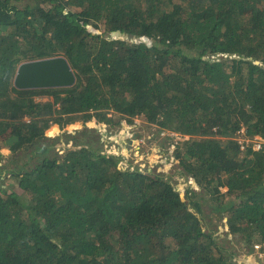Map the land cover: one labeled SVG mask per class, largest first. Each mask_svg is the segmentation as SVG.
Listing matches in <instances>:
<instances>
[{
    "label": "trees",
    "instance_id": "16d2710c",
    "mask_svg": "<svg viewBox=\"0 0 264 264\" xmlns=\"http://www.w3.org/2000/svg\"><path fill=\"white\" fill-rule=\"evenodd\" d=\"M58 54L73 85L14 84L20 62ZM137 118L145 149L186 135L175 172L122 151L138 133L112 128ZM256 135L264 0H0V264H264L246 259L264 242Z\"/></svg>",
    "mask_w": 264,
    "mask_h": 264
},
{
    "label": "water",
    "instance_id": "95a60500",
    "mask_svg": "<svg viewBox=\"0 0 264 264\" xmlns=\"http://www.w3.org/2000/svg\"><path fill=\"white\" fill-rule=\"evenodd\" d=\"M117 35L127 34L118 30ZM76 73L64 54L24 60L19 63L14 84L18 88H43L71 86L76 82Z\"/></svg>",
    "mask_w": 264,
    "mask_h": 264
},
{
    "label": "built area",
    "instance_id": "2783aa9c",
    "mask_svg": "<svg viewBox=\"0 0 264 264\" xmlns=\"http://www.w3.org/2000/svg\"><path fill=\"white\" fill-rule=\"evenodd\" d=\"M137 121H138V119L134 123V126L137 125ZM140 133L141 134H138L139 136L138 135L136 136V140H137L136 147H137V152H140V148L143 151H142V153H140L141 154V156H140L141 159L140 160L137 158V155L136 154H133L132 155V157H134V161L136 163H138L139 164V167L142 168V169H145L146 166H148L149 169L155 168V169L160 170V171H169L168 170L169 164H173L172 162L175 161L173 155H170L169 156V154H174L173 153V149H172V151H169V154L167 155L169 159H167V157H165V156L164 157H161L160 156L158 158H155V157L152 158L151 155H152L153 149H155L154 146H156L157 152H160L159 151L160 148L157 145H153V146H151V148H148V149H145L144 150L142 148V144L143 143H146L152 136L150 134L151 132L149 133V132H143V131H141ZM134 135H136V134H134V132L131 131L127 135H123V136L120 135V137H128V136H134ZM160 135L161 136L168 137L170 139L171 146L173 148H174V144L172 142L173 140L178 141V140L183 139L184 137H186L185 134H182V133H180V132H178L176 130L170 129V128H163V129H161ZM237 137L239 138V141L242 143V147H244V145H245L244 144V141H248L249 140V138L246 136V131H245V128L244 127L241 128L238 131ZM134 140H133V142H134ZM252 145H253V148L254 149H261L263 147V145H264V139H263V137H261L260 135H256L253 138V140H252ZM134 151H135V148H134ZM155 163H156V165H155ZM189 182L191 183V186L193 188H197L198 187L197 181L195 180L194 177L190 176ZM254 247H255V253H256V255L259 258H264V242H256L254 244ZM248 255H247L246 259H249L248 261L253 260L252 254H248Z\"/></svg>",
    "mask_w": 264,
    "mask_h": 264
},
{
    "label": "rangeland",
    "instance_id": "374dc122",
    "mask_svg": "<svg viewBox=\"0 0 264 264\" xmlns=\"http://www.w3.org/2000/svg\"><path fill=\"white\" fill-rule=\"evenodd\" d=\"M40 99H45V98H47L46 96H43V97H39ZM140 118V121H141V117H139ZM138 119V118H137ZM139 120V119H138ZM97 122V119H96V117L95 116H92V118H90V119H88L87 121H86V123H87V125H89V126H93V127H97L98 126V122ZM123 125L121 126V127H119L118 128V126H113V128H112V130L115 132V130H117V129H119L118 130V133L117 134H119V135H121V136H123V135H127L129 132H131V131H133L134 132V134H141L140 132L141 131H143V132H151L150 131V128L149 127H147L145 124L142 126V124H141V126L139 125V126H134V123H131V122H128L126 119H123ZM139 122V121H138ZM101 124H103L102 126H104L105 124H104V122L102 121L101 122ZM57 123H53L48 129H47V134L48 135H51V136H54L55 135V133L57 132V131H59L60 129V127L58 126L57 127ZM67 127L68 128H70V129H72V128H81V127H83V119H80V118H76L73 122H70L68 125H67ZM106 127H108V125H106ZM98 128V127H97ZM103 129V128H102ZM105 129V128H104ZM137 132V133H136ZM116 133H115V136H117L116 135ZM139 136V135H138ZM119 137V136H118ZM131 138H134L135 140H134V142L132 143V142H129V147H127V146H121L122 147V151L123 152H125L126 153V155H129V156H132L133 154H136L137 155V158L140 160L141 159V154L140 153H142V149L140 148V152H137V147H136V144H137V140H136V137H131ZM154 140H155V144L154 145H157L158 147H160L161 146V149H163V148H165V149H167L168 151L167 152H164V149H163V151H161V152H157V150H156V146H154L155 147V149H153V152H152V158H158V157H167V154H169V151H172V149H173V147L171 146V142H170V139H167V140H164L163 138H160L159 136H155V138H154ZM124 147V148H123ZM134 148H135V151H134ZM142 148L145 150V148H146V146H142ZM1 150H2V152H5V153H7V152H9V149L6 147V146H3L2 148H1ZM158 154V155H157ZM167 159H169L168 157H167ZM153 160V159H152ZM173 164H169V166H168V170L169 171H172V172H175V170L179 167L178 166V162H172ZM155 165H156V163H155ZM154 165V166H155ZM183 183L182 182H179L178 183V185L180 186V187H182V192H184V190H183V185H182ZM208 207L207 206H205V211L207 212L208 211ZM215 219V218H214ZM224 221H225V218H222V219H215L214 220V222H213V224L215 225L216 224V226H218L220 229H222V231L223 232H225L226 230H227V228H226V225L224 224ZM248 254H252V256H253V260H255L256 262L258 261V259H259V257L256 255V253H255V251L254 252H248ZM247 254V255H248ZM247 255H246V257H247ZM240 256H242V257H244L245 256V253H241V255ZM249 256V255H248ZM261 260H264V258H260ZM247 260H249V259H247Z\"/></svg>",
    "mask_w": 264,
    "mask_h": 264
},
{
    "label": "crops",
    "instance_id": "0c3cea01",
    "mask_svg": "<svg viewBox=\"0 0 264 264\" xmlns=\"http://www.w3.org/2000/svg\"><path fill=\"white\" fill-rule=\"evenodd\" d=\"M57 127H58V125H57ZM59 129H60V128H59ZM133 140H134V138H131V139H130L131 142H133ZM147 144H149V143H147ZM167 157H168V156H167ZM174 162H178V160H175Z\"/></svg>",
    "mask_w": 264,
    "mask_h": 264
},
{
    "label": "clouds",
    "instance_id": "9594fccd",
    "mask_svg": "<svg viewBox=\"0 0 264 264\" xmlns=\"http://www.w3.org/2000/svg\"><path fill=\"white\" fill-rule=\"evenodd\" d=\"M196 180V179H195ZM198 184V183H197Z\"/></svg>",
    "mask_w": 264,
    "mask_h": 264
}]
</instances>
